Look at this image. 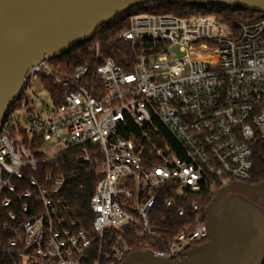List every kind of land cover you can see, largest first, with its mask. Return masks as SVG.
<instances>
[{
    "label": "built area",
    "instance_id": "2783aa9c",
    "mask_svg": "<svg viewBox=\"0 0 264 264\" xmlns=\"http://www.w3.org/2000/svg\"><path fill=\"white\" fill-rule=\"evenodd\" d=\"M116 39L129 45L125 66L96 43L93 66L68 75L52 60L33 67L17 109L24 125L16 110L0 127V255L11 264H122L139 251L182 259L209 240L207 197L253 180L264 146V14L229 24L136 15ZM206 42L207 60H195ZM35 77L47 99L30 91ZM68 155L101 177L89 231L61 196ZM162 195L168 208L180 200L195 214L174 236L151 227Z\"/></svg>",
    "mask_w": 264,
    "mask_h": 264
},
{
    "label": "water",
    "instance_id": "95a60500",
    "mask_svg": "<svg viewBox=\"0 0 264 264\" xmlns=\"http://www.w3.org/2000/svg\"><path fill=\"white\" fill-rule=\"evenodd\" d=\"M179 1L264 14V0H0V127L33 67L91 41L102 25L136 6ZM236 191L264 197V184L221 188L206 209L209 240L187 258L139 251L122 264H264V212L242 198L227 199Z\"/></svg>",
    "mask_w": 264,
    "mask_h": 264
},
{
    "label": "trees",
    "instance_id": "16d2710c",
    "mask_svg": "<svg viewBox=\"0 0 264 264\" xmlns=\"http://www.w3.org/2000/svg\"><path fill=\"white\" fill-rule=\"evenodd\" d=\"M145 14L172 15L181 18L209 16L226 24L233 21H255L263 17V14L255 12L204 6L190 1L150 2L136 6L117 16L111 22L102 25L91 41L78 46L72 52L63 57L54 59L50 63L54 67L61 69L66 75L74 73L79 67L86 65L93 66V48L96 43H100L101 53L105 58L112 59L117 64L125 66L124 55L129 53V45L121 40H117L116 37L128 29L130 19L133 16ZM202 46V50L195 60H207L210 45L206 42L202 43ZM42 84L52 93L62 94L64 92V89L55 86L50 80L43 79ZM24 95L23 93L19 100L6 113L2 123L8 120L9 117L22 106ZM95 159L100 161L98 154L95 155ZM95 163L94 161L93 165H95ZM60 166L63 168L62 172L67 176V183L61 196L69 208L71 218L77 220L81 227L89 231L93 220L90 200L94 195L95 187L101 177L96 174L94 166L92 167L80 162L77 156H66L64 160L60 162ZM45 169L51 170L50 167H45ZM74 175H76V177H74ZM262 184H264V146L260 145L256 149L254 175L251 185ZM213 197V195L207 197L205 209H207ZM170 198L171 197L167 195H162L158 198L150 215L151 227L163 237L178 234L187 225L192 223L195 216L191 211L190 204L180 200H176V204L168 208L165 203ZM181 208H185L186 210V214L183 216L178 214ZM26 214L32 213L28 212ZM29 218H31V215L25 217V219ZM0 264H11V262L0 255Z\"/></svg>",
    "mask_w": 264,
    "mask_h": 264
},
{
    "label": "rangeland",
    "instance_id": "374dc122",
    "mask_svg": "<svg viewBox=\"0 0 264 264\" xmlns=\"http://www.w3.org/2000/svg\"><path fill=\"white\" fill-rule=\"evenodd\" d=\"M175 51L172 53V56H179L180 54L177 52V50ZM30 91L39 98L47 99V93L43 88V86L41 85L40 79L38 77L33 78L31 82ZM25 117H26V109L17 110V112L15 113V119L17 123H19L20 125H24Z\"/></svg>",
    "mask_w": 264,
    "mask_h": 264
},
{
    "label": "flooded vegetation",
    "instance_id": "af4514ba",
    "mask_svg": "<svg viewBox=\"0 0 264 264\" xmlns=\"http://www.w3.org/2000/svg\"><path fill=\"white\" fill-rule=\"evenodd\" d=\"M242 198L244 200H247L249 202H251L253 205L257 206L259 209H261L263 212H264V197H260V196H253V195H249V194H245V193H241V192H232L228 195V198ZM227 202V201H226ZM225 202V203H226ZM224 204V203H223ZM208 242V241H207ZM206 242V243H207ZM206 243H203V244H199L197 245L193 250L197 249V248H200L202 246H204ZM191 250V251H193ZM191 251L182 259L180 260H183L185 258L188 257V255L191 253Z\"/></svg>",
    "mask_w": 264,
    "mask_h": 264
}]
</instances>
